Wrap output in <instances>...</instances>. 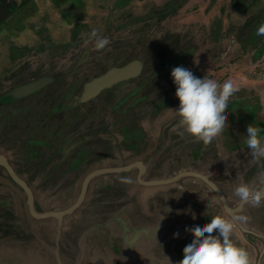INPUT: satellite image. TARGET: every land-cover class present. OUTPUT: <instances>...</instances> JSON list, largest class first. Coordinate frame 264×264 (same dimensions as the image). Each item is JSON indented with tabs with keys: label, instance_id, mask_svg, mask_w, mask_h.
<instances>
[{
	"label": "rangeland",
	"instance_id": "obj_1",
	"mask_svg": "<svg viewBox=\"0 0 264 264\" xmlns=\"http://www.w3.org/2000/svg\"><path fill=\"white\" fill-rule=\"evenodd\" d=\"M55 1L59 13L53 18L17 19L15 28L0 23V155L31 187L37 211L73 205L95 170L142 162L145 181L173 177L183 171L176 164L182 154L196 148L200 155L188 167L206 163L211 170L209 151L221 154L215 156L220 165L232 163L249 125L263 134L259 85L233 93V102L243 101L231 107L227 127L211 143L187 133L176 112L180 101L171 71L183 66L199 77L229 68L218 78L264 79V36L256 32L264 23V0ZM98 39L108 43L97 48ZM133 60L144 64L140 75L81 101L87 82ZM42 77L54 80L9 99L14 88ZM242 175L221 176L234 198L240 182L259 187V176ZM139 177L137 166L97 175L75 211L60 219L37 218L24 188L0 164V264H95L117 229L158 228L150 211L171 210L190 179L168 184L177 186L163 193L164 185L149 186ZM170 215L168 222L175 216Z\"/></svg>",
	"mask_w": 264,
	"mask_h": 264
},
{
	"label": "crops",
	"instance_id": "obj_2",
	"mask_svg": "<svg viewBox=\"0 0 264 264\" xmlns=\"http://www.w3.org/2000/svg\"><path fill=\"white\" fill-rule=\"evenodd\" d=\"M1 3L2 0H0V4ZM55 3V0H25L24 3L23 0H7V5L12 7L13 11L4 20L2 26L8 28L7 26L11 24L15 28L18 27V23L16 24L15 20L20 19V23H23V19L28 22H35L36 19L43 14L51 15L50 18H53L59 13V10L54 9ZM66 19L68 20L69 17H66ZM241 62H244V60H241L240 63L232 64L231 69L234 70L237 68ZM259 65L262 66L263 64L261 63ZM228 69L229 68H223L213 73L215 76L219 77ZM234 72H236V70ZM236 76L237 74L232 75L238 84L237 91H241L244 88L252 89L259 85V93L262 98H264V79L247 82L246 75ZM241 101L243 100L237 102L232 101L229 105L230 111L232 106L239 105ZM242 105L247 109L249 108V110L253 107L249 102H243ZM257 118H259L261 126H263L264 110L263 113H259ZM261 135L264 136V132ZM198 149L199 148L194 149L191 153L184 152V154L181 152V154L183 153L181 160L176 164L177 166L179 165L177 169L183 171L178 173L181 175L177 179L163 184H146L149 186L164 185L162 187V192L169 193L172 187H176L177 185L173 184L167 186L168 184L182 177L190 179L189 182H187L188 184H186L184 188H179V193L174 196V204L171 210H167L169 208H167L165 204L168 200L165 198L163 206L164 209H167H163V212L160 210L150 211V213L155 216L154 218L157 220V226L159 225V227L131 228L129 225L126 226L125 224L127 221H124V228L117 229L115 232L114 237H116V239H114V243L104 244L103 248H100V252L104 253L95 264H167L168 257L170 256L173 260H182L186 253L185 246L187 242L197 234L196 230L191 225L199 221L210 222L213 214L224 215L229 219L233 217L246 218L236 223L233 233L234 238L240 246L248 251L251 264H264V203H262L260 207H255L250 203L241 202L238 197L234 198L233 195L228 192L225 186L226 184L221 181L222 175L231 178V176L236 177L241 172L243 174L242 179H248L249 177L251 178V173H254L256 177L259 176V187H264V183H261L262 175H264V159L254 160L252 158L251 149L245 144L241 149L235 151L236 156L240 158L237 157L232 163L228 162L227 164L220 165L221 158L219 159L215 156L221 157V154L210 156L213 153L209 151L206 157H210L209 160L207 158L208 163L212 160L210 163L211 170H206V163L205 168H201L204 165L200 168L188 167L189 163L192 164L191 160L200 155ZM201 158L197 160L201 161ZM224 161L225 160H222V162ZM155 178L149 181L165 180L172 177ZM194 192H196V195L193 194ZM159 195H161V193ZM172 196L173 195H171L169 202ZM171 212H173L175 216L168 222V219L171 218ZM178 228L182 229L179 234H177ZM105 242H107V240Z\"/></svg>",
	"mask_w": 264,
	"mask_h": 264
},
{
	"label": "clouds",
	"instance_id": "obj_3",
	"mask_svg": "<svg viewBox=\"0 0 264 264\" xmlns=\"http://www.w3.org/2000/svg\"><path fill=\"white\" fill-rule=\"evenodd\" d=\"M256 32L264 36V23L257 27ZM96 35L93 31L92 36ZM107 43L106 39H98L96 46L103 48ZM171 77L176 86L175 95L180 101L176 110L180 125L187 133L211 143L227 127L229 105L233 93L238 90L236 79L229 76L221 80L210 72L198 77L183 66L174 67ZM244 143L251 149L254 160L264 159V136L260 128L249 125ZM124 182L130 181L124 178ZM261 183H264V175ZM234 194L241 202L255 207L264 203V187L240 182L234 188ZM243 219L246 218L229 219L213 214L210 222L199 221L191 225L197 234L187 242L183 259L176 261L170 256L167 264H251L248 251L236 242L233 234L236 223ZM180 231L182 229L178 228L177 234Z\"/></svg>",
	"mask_w": 264,
	"mask_h": 264
},
{
	"label": "water",
	"instance_id": "obj_4",
	"mask_svg": "<svg viewBox=\"0 0 264 264\" xmlns=\"http://www.w3.org/2000/svg\"><path fill=\"white\" fill-rule=\"evenodd\" d=\"M12 11H13L12 7L7 5V0H2V3L0 4V23H2L12 13ZM143 66L144 64L141 60H133L129 63H126L125 65L115 66V67L110 68L102 75L93 78L92 80H90L89 82L85 84L81 101L90 100L94 98L95 96H97L99 93H101V91L107 88H112L117 83H120L122 81L131 79V78H134L140 75L143 70ZM53 80L54 79L52 77H42L37 80L31 81L29 83L18 86L14 88L13 90H11L8 93V97L11 100L25 97L33 92H36L42 89L47 84L53 82ZM0 164L4 165L9 171V173L11 174L12 178L24 188L28 196L29 209L32 215L37 218H50L51 217V218L60 219L64 217L65 215L70 214L73 211H75L82 204L91 179L103 173L124 171V170L131 169L133 166H137L140 169L139 180L144 184H150V185L168 183V182H171L177 179L181 175V174H178L177 176H174L172 178L165 179V180L145 181L141 178V174L145 170V166L142 162H136V163H133L127 166L117 167V168L98 169V170L91 172L85 178L80 197L73 205L69 206L66 209H62V210H51V211H46V212H39L35 208L33 191L31 187L28 185V183L17 175V173L11 166L8 159L3 155H0Z\"/></svg>",
	"mask_w": 264,
	"mask_h": 264
}]
</instances>
